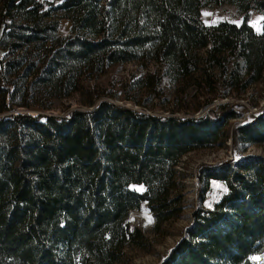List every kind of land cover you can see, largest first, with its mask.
Returning <instances> with one entry per match:
<instances>
[{
  "label": "trees",
  "instance_id": "obj_1",
  "mask_svg": "<svg viewBox=\"0 0 264 264\" xmlns=\"http://www.w3.org/2000/svg\"><path fill=\"white\" fill-rule=\"evenodd\" d=\"M224 5L237 9L240 25L202 21L204 8ZM61 20L71 36L59 35ZM0 51V264H119L128 248L145 250L130 213L146 204L157 225L179 218L180 160L228 140L240 158L198 173L201 198L211 181L226 193L195 212L162 264H259L264 157L242 152L264 148V112L235 125L245 111L238 103L198 118L157 116L85 82L153 61L164 76L143 80L206 89V106L238 98L264 76V0H0ZM74 96L80 108L45 114Z\"/></svg>",
  "mask_w": 264,
  "mask_h": 264
},
{
  "label": "rangeland",
  "instance_id": "obj_2",
  "mask_svg": "<svg viewBox=\"0 0 264 264\" xmlns=\"http://www.w3.org/2000/svg\"><path fill=\"white\" fill-rule=\"evenodd\" d=\"M202 21L213 26L223 21L240 25L242 16L237 9L231 5L209 6L202 10ZM263 17L256 11L251 12L250 24L254 29L262 32ZM59 35L61 37L71 36V23L61 20ZM204 51L201 53L203 54ZM4 55L0 51V57ZM165 69L156 62L127 63L115 65L103 75H95L91 80H87L86 85L98 86L102 91L110 96H116L114 100L120 105L130 107L147 114L157 116H178V117H201L210 109L215 110L219 105L238 103L245 107L244 116L240 120L231 122H248L251 114L260 115L264 112V76L260 83L251 86L247 92L238 98L218 99L211 105L206 106L208 101L206 89L196 90L187 87L180 82L169 83L167 79L162 80L160 86L156 84V79L152 85L143 78L156 74L157 77L164 76ZM156 77V78H157ZM141 78V79H140ZM141 80L136 84L135 81ZM132 99L125 101L124 99ZM55 108L46 111L45 114L64 115L65 108L71 106V110L80 108L78 97L74 96L70 100L55 101ZM26 112V111H24ZM28 113L36 115L40 110L34 109ZM264 157V148L255 145L243 147L242 157ZM232 152V141L228 140L224 145L213 149H203L191 152L184 156L177 166L178 190L177 194L182 199V214L179 218L162 225H157L146 204L139 211L130 213L128 224L132 228H138L144 232L147 240L145 250L136 247L128 248L119 264H162L172 251L187 236L188 230L193 225L195 212L200 208L210 209L226 193L227 188L224 183L211 181L208 193L201 198L199 192L198 173L204 165H216L218 163L239 159ZM142 191L140 187H133ZM259 264H264V254L254 258Z\"/></svg>",
  "mask_w": 264,
  "mask_h": 264
},
{
  "label": "water",
  "instance_id": "obj_3",
  "mask_svg": "<svg viewBox=\"0 0 264 264\" xmlns=\"http://www.w3.org/2000/svg\"><path fill=\"white\" fill-rule=\"evenodd\" d=\"M32 115V114H31ZM38 114H36V115H33V116H37Z\"/></svg>",
  "mask_w": 264,
  "mask_h": 264
}]
</instances>
